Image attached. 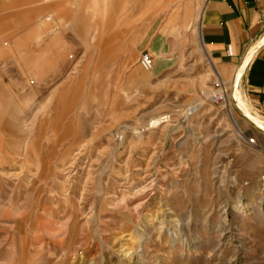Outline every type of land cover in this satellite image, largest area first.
<instances>
[{"label": "rangeland", "instance_id": "1", "mask_svg": "<svg viewBox=\"0 0 264 264\" xmlns=\"http://www.w3.org/2000/svg\"><path fill=\"white\" fill-rule=\"evenodd\" d=\"M25 11L0 0V264H264V132L234 93L264 111L240 67L210 66L183 33L176 81L138 56L111 79L102 57L99 85L75 69L63 101L51 75L32 113L4 74L28 48Z\"/></svg>", "mask_w": 264, "mask_h": 264}, {"label": "crops", "instance_id": "2", "mask_svg": "<svg viewBox=\"0 0 264 264\" xmlns=\"http://www.w3.org/2000/svg\"><path fill=\"white\" fill-rule=\"evenodd\" d=\"M14 1L25 4L24 16L15 23H25L22 41L28 48L13 55L12 71L4 74L11 77L7 83L14 89L11 99H31L32 113L40 107L38 99L45 95L42 86L51 75L61 79L63 101L77 95L70 88L76 72L81 83L92 79L94 87L99 85L102 57L113 69L110 78L114 79L117 62H130L147 52L153 58L155 76L176 81L183 33L196 39L209 65L210 60L222 68L240 67L249 50L264 38V0ZM46 16L58 24L49 38L45 32L52 26L46 24L50 22ZM19 42L13 43L19 46ZM245 67L243 93L264 111V42ZM2 94L0 102L8 100Z\"/></svg>", "mask_w": 264, "mask_h": 264}, {"label": "bare ground", "instance_id": "3", "mask_svg": "<svg viewBox=\"0 0 264 264\" xmlns=\"http://www.w3.org/2000/svg\"><path fill=\"white\" fill-rule=\"evenodd\" d=\"M264 42V38L257 42L255 44V46L253 48H251L249 50V53L247 55V57H245V60L244 62L241 64L240 66V70L238 72V75H237V81L236 83L239 81L240 79V76L243 74L244 70H245V66L252 60L256 50L263 44ZM238 84V83H237ZM233 98L235 99L236 101V104H237V107L239 109V111L244 114V116L249 119L256 128L260 129L261 131L264 132V120L262 118H253L249 113H248V109L245 105V103L243 102L242 98L240 97L239 95V92H235L234 95H233ZM241 98V99H240ZM235 123V122H234ZM157 126V125H156Z\"/></svg>", "mask_w": 264, "mask_h": 264}, {"label": "built area", "instance_id": "4", "mask_svg": "<svg viewBox=\"0 0 264 264\" xmlns=\"http://www.w3.org/2000/svg\"><path fill=\"white\" fill-rule=\"evenodd\" d=\"M226 52H228L229 56H232L231 48L227 47ZM138 66L144 70L145 72H150L152 71L153 68V58L150 54L147 52L142 53L138 59Z\"/></svg>", "mask_w": 264, "mask_h": 264}]
</instances>
